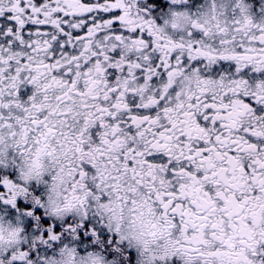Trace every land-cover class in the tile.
<instances>
[{
    "label": "snow or ice",
    "instance_id": "snow-or-ice-1",
    "mask_svg": "<svg viewBox=\"0 0 264 264\" xmlns=\"http://www.w3.org/2000/svg\"><path fill=\"white\" fill-rule=\"evenodd\" d=\"M197 3L0 0V264H264V0Z\"/></svg>",
    "mask_w": 264,
    "mask_h": 264
},
{
    "label": "clouds",
    "instance_id": "clouds-1",
    "mask_svg": "<svg viewBox=\"0 0 264 264\" xmlns=\"http://www.w3.org/2000/svg\"><path fill=\"white\" fill-rule=\"evenodd\" d=\"M213 4H214V0H199V3L196 4V6L192 9V11L196 12L197 10L203 8L204 12L207 14L209 22L214 24L215 21L211 19ZM53 195L55 196V193H53ZM0 236H2L3 243L5 244V246H7L9 240L12 239V229L7 223L3 225V229L2 231H0Z\"/></svg>",
    "mask_w": 264,
    "mask_h": 264
}]
</instances>
